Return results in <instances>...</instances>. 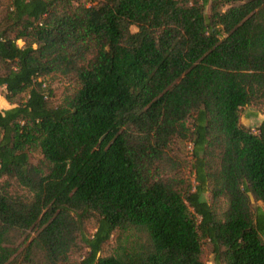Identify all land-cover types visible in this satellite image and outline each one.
<instances>
[{
  "label": "trees",
  "instance_id": "obj_1",
  "mask_svg": "<svg viewBox=\"0 0 264 264\" xmlns=\"http://www.w3.org/2000/svg\"><path fill=\"white\" fill-rule=\"evenodd\" d=\"M0 88V264H264V0H0Z\"/></svg>",
  "mask_w": 264,
  "mask_h": 264
},
{
  "label": "rangeland",
  "instance_id": "obj_2",
  "mask_svg": "<svg viewBox=\"0 0 264 264\" xmlns=\"http://www.w3.org/2000/svg\"><path fill=\"white\" fill-rule=\"evenodd\" d=\"M91 0H79L80 3L88 6L90 4ZM132 31H135V28H132ZM17 45L21 47L23 43L21 41L17 42ZM51 89L54 91V94H56V97H59L62 91L65 88V84L55 81L53 83H50ZM4 89L0 88V110L8 109L10 106L7 104V102L4 100ZM260 109H254L253 107H244L241 110V116H240V124L250 129L253 132H256V128L259 125L260 122L264 121V105L259 107ZM182 148V156L183 157H189L191 154V145L187 144V146H181ZM193 176V175H192ZM256 206H261V203H254ZM92 224H88L85 226V233L87 235H90V233L94 232L92 230V227H90ZM113 242H111L110 246H108L104 252L103 255H108L111 253ZM205 249V262L204 264H215L213 260V255L210 253V249H208L207 245L204 246Z\"/></svg>",
  "mask_w": 264,
  "mask_h": 264
}]
</instances>
